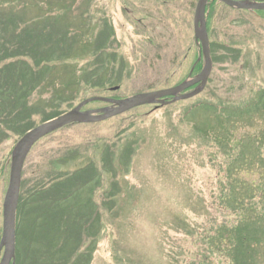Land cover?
Listing matches in <instances>:
<instances>
[{
	"label": "rangeland",
	"instance_id": "obj_1",
	"mask_svg": "<svg viewBox=\"0 0 264 264\" xmlns=\"http://www.w3.org/2000/svg\"><path fill=\"white\" fill-rule=\"evenodd\" d=\"M60 1L0 0V37L8 34L2 26L8 25L5 20H13L18 26L43 25L41 20L47 14H58ZM198 1L76 0L58 23L74 26V37L89 31L87 27L81 29L86 21L92 27L102 25L96 33L104 30L111 34L107 40L111 59L104 54L102 60L108 64L106 72L111 74L112 84L99 93L85 85L82 74L100 66L99 60L92 62L96 43L89 36L93 45L77 42L72 52L78 56L71 58L68 66L57 65L46 75L51 85L44 87L43 83V87L31 91L27 100L33 108L29 121L39 124L44 116L71 110V103L75 108L89 97L122 99L175 87L198 73L197 65L204 62L202 47L195 41ZM216 4L207 21L213 67L200 93L154 112L157 104H147L103 121L67 125L41 139L29 153L22 174V184L29 188L39 178L48 181L50 175L76 174L90 164L104 173L101 182H93L94 188L77 195L78 206L72 207L75 212L80 207L78 211L85 213L80 214V220L100 218L93 229L85 225L80 228L84 234L76 239L79 244L84 242L79 251L86 262L75 264H86L88 259L87 264H231L222 250L227 243L219 238L218 228L237 222L238 216L226 208L222 197L230 188L233 191L234 186H243V180H250L251 171L228 173L227 169L233 165L232 154L241 139L245 141L241 148L245 153L255 151L251 142L264 134V104L248 115H224L220 109L204 104L243 108L264 90V10L238 9L221 1ZM74 79L84 83V91L76 89ZM16 89L25 95L24 85ZM74 91L78 99L69 100ZM4 105L0 102V117L5 116ZM106 106L104 102H92L84 110ZM27 122H15L0 134V242L12 151ZM248 134L249 139L245 136ZM260 144L264 156V139ZM89 206L96 207L94 213L86 210ZM77 214L72 213L71 218L64 212L62 222L75 221ZM45 225L39 233L32 232L31 224L26 225L23 234H17L15 263H25L24 255L30 247L41 260L49 250L47 243L53 251L65 249V256L75 251L76 245L62 233L66 229L59 227L56 217ZM29 259L26 264H47ZM259 259L264 264V255ZM52 264L63 261L56 259Z\"/></svg>",
	"mask_w": 264,
	"mask_h": 264
},
{
	"label": "trees",
	"instance_id": "obj_2",
	"mask_svg": "<svg viewBox=\"0 0 264 264\" xmlns=\"http://www.w3.org/2000/svg\"><path fill=\"white\" fill-rule=\"evenodd\" d=\"M218 1L219 0L209 1L207 7V21H210V17ZM51 2L52 1L48 3ZM75 2L76 0H61L56 6L58 14L53 12L47 14V16L41 20L43 25L38 23H24L23 26H18L13 20H5L4 22L8 25L2 24V26L7 28L8 34L4 35L5 38L0 37V102H5V105L2 106V108H5V116L0 117V134L3 132L2 129H11L12 124L15 122L20 123L23 119L28 120V124H26L25 127L23 126V130H21L22 134H20L21 137L28 130L38 125H35L31 120L29 121L31 117L29 111L33 108L31 109L28 106L27 100L31 97V91L35 92L39 87L51 85L53 82H51V79H48V81L46 75L50 70L53 68L55 69L57 65L64 64L68 66L66 65L68 61L78 56H74L72 52L77 42L93 45L94 43L89 40V36L91 40L95 39L94 42L96 43V45H94L96 51L92 57L94 61L92 60V62L99 60L100 66L91 72H84V74H82L86 83L85 85L89 90L93 87V89H96L95 91L99 93L107 84L111 83L109 79L111 74L106 72V70H109L108 64L106 61L102 60L104 54H109L108 48L110 47V43L108 44L107 40L111 34L104 32V30L96 33L98 29L102 28V25H95L92 27L91 23L86 21V23L81 26V29L83 31V29L87 27L90 32L88 30L86 33L80 32L78 36L74 37V26L59 25L58 23V20L66 18V15L70 12V7H73ZM62 12L64 14H62ZM113 54L116 55V53ZM107 57H109V60L111 59V56L108 55ZM203 66L204 62H199L197 65L198 73L203 69ZM194 75L192 73L191 76L189 75V78ZM187 79L188 77L185 80ZM35 82L36 85H33ZM72 82L77 83L76 89L85 90V88H82L84 83H81L80 79H78V82L74 79ZM113 82L116 83L115 80ZM43 83L44 85L42 86ZM21 84L24 85V89H26L24 96L16 89V87ZM64 86L67 87V84H64ZM88 89L87 91H89ZM74 93L75 91L70 93L71 97H69V100L78 99L79 96H75ZM21 98L23 99L21 100ZM167 99L170 100L172 98ZM43 102L44 104L46 103V101ZM73 104L74 102L70 104L71 106L69 108H74L72 107ZM263 104L264 90L251 104L243 108L229 105L219 107L210 103H205L204 106L215 108V110L220 109L221 113L224 115L225 112H230L231 115L240 113L248 115L252 114L254 111L258 112ZM161 107L163 106H155L153 112ZM6 110L10 112V114H8ZM69 110L70 109H68V111ZM15 112L17 113L15 116L11 115V113ZM64 112L55 115L50 114V117L44 116L42 122L61 115ZM245 136L248 139L251 138L250 134ZM263 139L264 134H260L256 136V140L251 142L253 146H256L255 151L251 154L245 153L241 149L245 142L241 139L239 141V148H234V153L232 154L233 165H230L227 169L228 173H230V171L240 172L241 170L251 171L249 175L250 180H243V186L239 187L236 185L233 191L232 188H230L225 196L222 197L226 208L231 209L238 216L237 222L231 225H223V228L222 226L218 228L219 238L227 243L226 247H222V250L225 252L226 256L231 258V264H260L259 257L261 254L264 255V156L260 150V143H262ZM63 158L64 157L60 159ZM103 177V171L101 172L98 167L91 168L90 164L76 172V174L69 175L66 172H62L54 176H48V181L43 180L45 177L43 179L39 178L40 180L32 188L22 184L17 215V234H23L22 228L30 224L32 232L39 233V230L41 231L44 226H47L45 225L47 220L56 217L58 222H60L59 227L66 229V231L62 233L67 234V237L72 239V245H76L75 251H69L67 252V256H65V249L56 252L53 251V248L47 243L45 246H49V250L44 253L45 256L41 260L37 259L30 247L24 255V264H26L29 258L32 259H29L30 261L34 260L37 263L43 261L47 264H52L56 259L63 261V264H75V262L78 261H82L83 263L86 262L84 260L86 256L79 251L84 242L82 241L79 244L80 241L76 238L77 235L84 234L80 228L85 225L86 228L89 226V229H93V227L100 224V218H98L97 221L92 220L91 217H84L80 220V214H85L79 212L80 207H77L79 210H77L78 214L75 219L73 218L75 221L64 220L62 222L63 217L61 216L64 212H68L72 218L71 214L77 213L72 208L78 206V200H75L78 199L77 195L80 194L79 196H81V193L86 188H94L93 182L96 181L95 183H97L98 180L101 182ZM61 192L64 194L62 195ZM85 203L81 204L85 206L87 205ZM84 206L81 205L83 209L85 208ZM95 209V206L86 208V210L91 213H94ZM80 237L83 238V236ZM53 240L54 239H52V241ZM52 243L53 245L55 244L54 241ZM53 255H56L55 259H53ZM89 261L88 259L87 263ZM18 263L17 261L16 264Z\"/></svg>",
	"mask_w": 264,
	"mask_h": 264
},
{
	"label": "water",
	"instance_id": "obj_3",
	"mask_svg": "<svg viewBox=\"0 0 264 264\" xmlns=\"http://www.w3.org/2000/svg\"><path fill=\"white\" fill-rule=\"evenodd\" d=\"M210 0H199L196 6L194 17L195 39L201 44L205 65L202 71L193 79L181 84L156 90L135 94L128 98L113 99L109 97L94 96L80 102L75 108L43 122L24 134L15 145L12 151L11 172L9 187L3 205V235L0 242V264H15L16 243H17V214L21 192L22 174L26 159L32 148L44 137L64 128L67 125L76 123H94L103 121L114 116L125 113L134 108L147 105H165L182 99L191 98L200 93L207 85L210 77L213 62L211 57L210 40L207 30L206 11ZM228 6L245 10H264V1L252 0H219ZM196 86L188 93L187 89ZM172 97L171 101L166 98ZM101 101L110 104L104 108L94 110H83L89 103Z\"/></svg>",
	"mask_w": 264,
	"mask_h": 264
}]
</instances>
